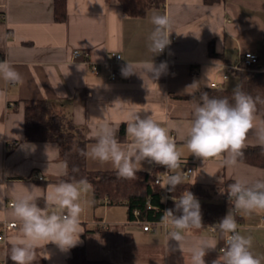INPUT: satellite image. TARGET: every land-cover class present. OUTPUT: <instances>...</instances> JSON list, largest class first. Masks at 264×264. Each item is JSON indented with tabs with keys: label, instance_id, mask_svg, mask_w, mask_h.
I'll return each mask as SVG.
<instances>
[{
	"label": "crops",
	"instance_id": "crops-1",
	"mask_svg": "<svg viewBox=\"0 0 264 264\" xmlns=\"http://www.w3.org/2000/svg\"><path fill=\"white\" fill-rule=\"evenodd\" d=\"M67 12V19L58 21L55 0H0V53L22 77V83L15 85L0 78V183L7 184L4 203L0 204V261L8 259L9 241L21 234L10 202L35 186L37 203L45 207L48 186L63 176L57 165L66 162L58 142L24 139L25 100H52L58 111L67 113L84 129L87 144L93 142L104 122L118 127L119 139L126 142L122 122L129 113L139 112L141 118L151 115L175 136L182 152V171L193 168L194 173L186 178L191 182L196 179L195 183L216 185L221 176L224 183L234 177H264V165L240 159L234 167L217 159L203 161L191 155L185 143L192 109V96L187 92L193 91L186 92L187 86L206 81L209 72V87L232 90L241 85L240 75L231 72L224 78V63L236 62L246 51L259 53L264 61V0L213 4L166 0L143 16L126 14L116 0H67ZM157 14L171 19V44L152 57L148 36L154 27L151 17ZM210 44L215 54L210 53ZM76 49L89 53L98 73L82 57H73ZM113 53H121V59L115 61ZM151 59L155 66L167 62L166 72L158 79L143 70V64ZM128 64L133 72L124 76L121 70ZM113 72L118 78L111 77ZM257 118V123L264 121L260 114ZM251 146H258L252 134L247 148ZM87 168L111 170L88 162ZM144 168L152 169L147 163ZM86 199L92 203L81 216L84 232L78 245H85L92 260L191 264L189 249L202 239L216 244L215 249L207 250L206 264L224 252L219 232H212L209 226L183 233L182 255L178 243L167 240L168 232L161 228L145 231L130 217L127 205L111 204L107 197L96 200L94 191ZM236 218L241 234L252 238L253 254L264 261V212L239 213ZM8 221H16L17 226L6 228ZM37 249L43 258L48 254V264H66L72 255V249L63 252L52 243Z\"/></svg>",
	"mask_w": 264,
	"mask_h": 264
},
{
	"label": "clouds",
	"instance_id": "clouds-1",
	"mask_svg": "<svg viewBox=\"0 0 264 264\" xmlns=\"http://www.w3.org/2000/svg\"><path fill=\"white\" fill-rule=\"evenodd\" d=\"M151 23L154 27L148 36V51L153 57L163 53L171 44L169 37L172 31L171 19L167 14L153 15ZM142 67L158 79L166 72L167 62L155 66L151 59ZM129 69V64L122 68V75L132 74L133 71ZM0 78L14 85L22 83L21 74L7 60L0 61ZM207 80L194 81L186 88V92L187 89L193 90L187 92L192 96V109L191 122L185 137L186 147L188 152L198 159H217L222 161L224 166L234 167L248 147L250 134L255 137L256 145L264 149V121L257 123V104H264V100L248 94L240 84L232 88L231 99L210 96L209 92L204 90L209 87ZM138 113H129L128 118L122 122L126 125V142L119 139L118 127L104 122L93 142L80 149V155L89 164L108 167L118 178L129 180L136 179L137 173L145 170V163L163 166L169 174L162 189L174 192L194 171H182V152L178 150L169 129L151 115L141 118ZM57 167L60 174H68L67 162ZM72 171L77 172L78 169L74 167ZM218 183H224L222 176L218 178ZM6 188V183H0V204L4 203ZM34 188L35 186L26 194L16 197L12 203V213L19 221L21 230L18 237L9 241L8 255L13 264H33L36 260V249L49 243L55 244L63 252L82 243L80 236L84 228L81 216L85 208L92 203L86 199L93 191L89 181L85 178L61 180L49 185L43 208L37 203L39 198L34 194ZM220 191L221 194L227 193L231 207L226 215L213 225V230L225 238V249L212 264H264L260 257L253 254L251 236H245L238 230L236 218L239 213L251 215L264 212V177L254 180L234 177L227 185V190ZM164 199L166 197H162V201ZM172 199L175 208L164 210L161 222L171 225L172 230L167 233V240L177 242L183 255L186 240L183 233L188 229L203 228L201 204L190 191L178 198L173 196ZM215 248V243L199 240L189 249L191 264H206L204 257L207 250ZM44 258H48V254Z\"/></svg>",
	"mask_w": 264,
	"mask_h": 264
},
{
	"label": "trees",
	"instance_id": "trees-1",
	"mask_svg": "<svg viewBox=\"0 0 264 264\" xmlns=\"http://www.w3.org/2000/svg\"><path fill=\"white\" fill-rule=\"evenodd\" d=\"M112 1V0H108ZM122 6L124 12L131 16H143L148 9L164 5L166 0H116ZM221 0H205L208 4H213ZM67 0H55V19L64 21L67 19ZM210 53L215 54L213 46L210 44ZM4 60L3 53H0V61ZM264 67V63L262 65ZM241 86L245 92L253 97L259 96L264 100V70H244L239 72ZM210 96L228 97L231 99L232 90L225 87H208ZM20 103L17 102L16 105ZM257 114L264 118V104H257ZM25 115V136L27 141H56L59 143L61 157L68 164V174L57 179L61 180H79L85 178L93 186L95 199L107 197L111 204H125L128 206V212L132 219H135L134 210L139 209L141 217L144 220L159 221L163 216V210L160 208L167 205L169 209H174L175 204L172 197L178 198L186 191H190L199 200L201 204L202 223L209 226L224 217L229 205L227 193L221 194L220 189L227 190V185L231 181H225L223 184L204 185L194 183L188 179L177 186L174 192H168L169 198L162 201L164 189L162 185L155 181L157 173L161 167L147 169L137 173L136 179L118 178L113 170L91 171L87 168V162L80 155V149L87 144V138L84 129L77 127L71 117L56 109L50 99H34L24 101ZM240 160L250 163L264 165V149L260 146H251L244 150V155ZM77 172H73V168ZM194 183V184H193ZM220 194V195H219ZM148 200L157 207L149 208ZM41 200H39L40 202ZM179 215V213H177ZM222 247L224 246V237L219 233ZM10 249V247H9ZM8 249V253H9ZM8 264H13L8 259ZM33 264H48L36 249V260ZM66 264H113L107 259L92 260L88 257L85 245H77L72 248V255ZM212 264V263H210Z\"/></svg>",
	"mask_w": 264,
	"mask_h": 264
},
{
	"label": "built area",
	"instance_id": "built-area-1",
	"mask_svg": "<svg viewBox=\"0 0 264 264\" xmlns=\"http://www.w3.org/2000/svg\"><path fill=\"white\" fill-rule=\"evenodd\" d=\"M73 57L74 58H81L82 57L91 66L93 72H95V73L99 72L96 63H94L92 60H90L89 53L87 51H82V50L76 49L73 52ZM113 59L115 61L120 60L121 59V53H113ZM263 63H264V61L262 60V57L259 53L253 52V51H246L239 57V59L236 62L223 64V67H224L223 77L228 78L230 76L231 72H240V71H244V70H264V67L262 66ZM111 77L112 78H118V73L113 72L111 74ZM171 136L175 139V136L173 134H171ZM150 167L151 168L161 167V170L157 173V175L155 177V181L158 184L163 185V183L166 179V176L169 174L167 172V169L163 166L155 165V164L150 165ZM192 171H193V168L189 167L184 172H192ZM189 176H187L186 178H188ZM163 197H166V199H164L165 202L169 198V194L167 193L166 189H164ZM12 203L13 202H10V204H12ZM147 204H148L149 208L157 207L151 203V200H148ZM160 208L163 210V212H164V210L169 209V207L166 204ZM134 215H135V220L143 225V229L145 231H151V230H156V229H160V228L163 229L165 232H169L172 230L171 225H165L161 222V220L152 221V220L142 219L141 212L139 209L134 210ZM237 223H238V227H239V222L237 221ZM215 224H216V222L214 224H210L209 229L212 232L217 233L218 231L213 230V225H215ZM16 226H17L16 221L6 222V228H12V227H16ZM224 248H225V244H224ZM0 264H8V263H7V260H2V261H0Z\"/></svg>",
	"mask_w": 264,
	"mask_h": 264
},
{
	"label": "rangeland",
	"instance_id": "rangeland-1",
	"mask_svg": "<svg viewBox=\"0 0 264 264\" xmlns=\"http://www.w3.org/2000/svg\"><path fill=\"white\" fill-rule=\"evenodd\" d=\"M191 175H192V174H191ZM191 175H190V176H191ZM190 176H189L188 178H190ZM229 207H231V205H230V204L228 205L227 211H228Z\"/></svg>",
	"mask_w": 264,
	"mask_h": 264
}]
</instances>
